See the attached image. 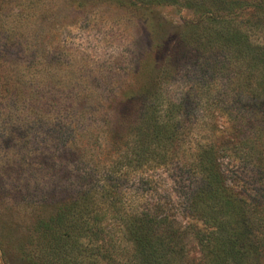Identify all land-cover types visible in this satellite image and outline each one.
<instances>
[{"label": "rangeland", "instance_id": "rangeland-1", "mask_svg": "<svg viewBox=\"0 0 264 264\" xmlns=\"http://www.w3.org/2000/svg\"><path fill=\"white\" fill-rule=\"evenodd\" d=\"M176 1L0 0V59L6 53L8 60H0V264H25L35 251L37 222L95 186L130 140L131 121L155 89L172 95L206 81L209 73L199 64L214 53L197 49V37L186 29L197 14L187 6L199 1L208 8L210 0ZM250 1L214 14L244 28ZM249 18L253 40L264 43V18ZM220 91L217 99L227 103L230 93ZM189 118L191 134L211 133L192 136L185 149L210 134L220 142L232 126L216 109L203 122ZM222 163L229 178L237 174L243 196L255 194L261 181L254 170L236 173L233 161ZM125 175L119 182L125 206L169 201L176 226L188 232L185 263L205 264L189 229L202 227L188 215L190 183L179 166Z\"/></svg>", "mask_w": 264, "mask_h": 264}, {"label": "trees", "instance_id": "trees-1", "mask_svg": "<svg viewBox=\"0 0 264 264\" xmlns=\"http://www.w3.org/2000/svg\"><path fill=\"white\" fill-rule=\"evenodd\" d=\"M149 1L179 5L176 0ZM237 1L210 0L208 8L199 1L188 4L198 21L187 23L186 29L197 37V49L214 53L211 62L204 58L199 64L209 73L206 81L197 80L172 95L158 87L143 101L131 121L130 140L118 148L95 186L37 222L35 251L25 264H187L188 232L176 226L169 201L125 206L120 198L119 182L130 170L173 166L189 179L187 212L202 227L189 229L204 263L264 264V43L255 42L248 29L249 17L263 20L264 0L245 4L251 16L244 28L232 17L214 14L240 9ZM202 56L197 52L196 57ZM0 60L7 63L6 53ZM221 89L230 93L227 103L217 99ZM213 109L231 122L230 132L220 142L210 141V134L185 149L182 145L192 136L211 133L199 129L191 134L189 117L203 122ZM225 158L233 161L236 173L247 168L256 172L261 182L255 194L243 196L237 174L229 178L223 168Z\"/></svg>", "mask_w": 264, "mask_h": 264}]
</instances>
